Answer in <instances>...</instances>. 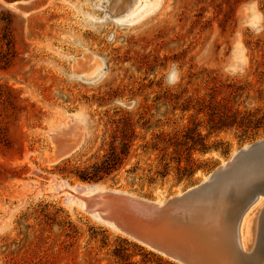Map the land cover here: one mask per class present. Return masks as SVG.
Returning a JSON list of instances; mask_svg holds the SVG:
<instances>
[{
	"label": "rangeland",
	"instance_id": "374dc122",
	"mask_svg": "<svg viewBox=\"0 0 264 264\" xmlns=\"http://www.w3.org/2000/svg\"><path fill=\"white\" fill-rule=\"evenodd\" d=\"M111 2L0 0V264H180L66 201L72 188L166 204L264 140V0H160L132 23ZM253 2L260 31L242 23ZM109 157L110 175L84 179Z\"/></svg>",
	"mask_w": 264,
	"mask_h": 264
},
{
	"label": "bare ground",
	"instance_id": "6f19581e",
	"mask_svg": "<svg viewBox=\"0 0 264 264\" xmlns=\"http://www.w3.org/2000/svg\"><path fill=\"white\" fill-rule=\"evenodd\" d=\"M158 1L160 0H155L154 2H152V0H112L106 15H109L117 22L132 23L135 17L137 18V16L140 15V17H138L139 19L143 14H146L147 12L145 11L147 8L150 10L155 8L158 5ZM244 11L242 23L250 25L255 31H260L262 29L263 15L257 8L256 3H250L244 8ZM90 58L91 56L86 54L82 58L83 60L76 61L74 70L79 74L82 68L87 67ZM247 63V50L241 40L238 39L234 43L232 54L227 64V70L234 74L243 73ZM172 77L173 79L176 78V72L173 73ZM69 127L71 128V126ZM64 130L66 129L64 128ZM67 134L69 135L68 132ZM73 134H71V136H73ZM76 134L77 132L75 135ZM82 134H80L81 137L83 136ZM60 137L63 138L62 135H60ZM74 138L77 140L79 139L77 136ZM76 139H73V141ZM63 140L64 139L60 140V142H63ZM54 141L56 143V140ZM65 141L67 142V140ZM73 141H70V143H73ZM77 143L79 142L77 141L75 145ZM60 145L58 143V146ZM64 146L66 145L64 144ZM67 146H70V144L68 145L67 143ZM71 146H73V144H71ZM70 148L68 150H70ZM249 148L250 146H245L242 150H247ZM60 150L61 149H59V151ZM61 152L62 151H60V153ZM239 152H236L228 162L223 163L220 167H226ZM64 154H61V156H64ZM211 175L203 181L202 185L210 181ZM228 185L229 183L217 187L212 193V197L210 195L211 199L209 204L198 205L196 209H194L192 215L189 216L188 214L186 218V220H188L187 223L183 225L179 223L176 229H174L176 226L167 225L170 221L159 220L160 218L155 219L154 216L156 215L143 211L139 203L147 202L160 208L164 207L166 204H163V202H151L129 194L128 192L109 191L96 185L78 182L72 188L70 196L66 198V201L69 200L75 203H81L87 212L96 215V218L108 222L119 230L120 227L116 224V221L119 224L123 223L122 225L138 224L145 232L151 233L154 236L158 234L156 237L159 235H171L176 233L177 238L185 245L184 247L191 246V248L193 247L202 252L203 256L210 264H246V259L256 261L262 257L260 255H253L252 253L257 246V239H259L261 234V214L264 211V195H259L247 208L243 209V211L239 210L240 213L232 217L228 214L231 204V197H229L231 187ZM61 187L64 188L65 184L62 183ZM181 196L180 193L175 197ZM131 200H136L137 203L134 204Z\"/></svg>",
	"mask_w": 264,
	"mask_h": 264
},
{
	"label": "water",
	"instance_id": "95a60500",
	"mask_svg": "<svg viewBox=\"0 0 264 264\" xmlns=\"http://www.w3.org/2000/svg\"><path fill=\"white\" fill-rule=\"evenodd\" d=\"M223 182L229 183L228 186L231 187L228 214L232 217L236 216L239 210L247 208L259 195H264V140L254 143L247 150H240L226 167H219L212 173L208 183L187 190L181 197H174L164 207L160 208L147 202L139 204L143 211L156 215L155 219L170 221L167 225L176 226V229L179 223H187L188 214L192 215L196 209L194 205ZM131 202L137 203L136 200ZM116 224L121 233L180 264H210L202 252L189 245L190 248L184 247L176 233L156 237L158 234L154 236L147 233L138 224L122 225L123 223L119 224L117 221ZM257 240L252 254L262 257L256 261L246 259V264L264 263V212L261 218V234Z\"/></svg>",
	"mask_w": 264,
	"mask_h": 264
},
{
	"label": "trees",
	"instance_id": "16d2710c",
	"mask_svg": "<svg viewBox=\"0 0 264 264\" xmlns=\"http://www.w3.org/2000/svg\"><path fill=\"white\" fill-rule=\"evenodd\" d=\"M115 157V154H114V156H113V158ZM114 160L113 159H110V157L103 163V168H97L96 170H94L95 171V176L92 178V177H86V178H84L85 180H90V181H94V180H96V179H98V180H102L103 178H97L96 176L100 173V172H102V171H104L105 172V174H107V175H110L113 171H114Z\"/></svg>",
	"mask_w": 264,
	"mask_h": 264
}]
</instances>
